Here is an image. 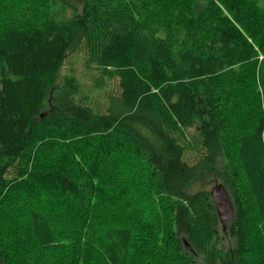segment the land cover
Listing matches in <instances>:
<instances>
[{
    "label": "trees",
    "instance_id": "16d2710c",
    "mask_svg": "<svg viewBox=\"0 0 264 264\" xmlns=\"http://www.w3.org/2000/svg\"><path fill=\"white\" fill-rule=\"evenodd\" d=\"M0 264H264V0H0Z\"/></svg>",
    "mask_w": 264,
    "mask_h": 264
},
{
    "label": "water",
    "instance_id": "95a60500",
    "mask_svg": "<svg viewBox=\"0 0 264 264\" xmlns=\"http://www.w3.org/2000/svg\"><path fill=\"white\" fill-rule=\"evenodd\" d=\"M210 195L215 202L219 222L223 228V231H225L234 216L226 189L222 184L217 185L213 188Z\"/></svg>",
    "mask_w": 264,
    "mask_h": 264
},
{
    "label": "rangeland",
    "instance_id": "374dc122",
    "mask_svg": "<svg viewBox=\"0 0 264 264\" xmlns=\"http://www.w3.org/2000/svg\"><path fill=\"white\" fill-rule=\"evenodd\" d=\"M259 59H262V56H260ZM75 67L78 70H80V73L82 75V80L85 81L84 83H85L86 86H89V85L91 86L92 85L91 82H90L91 80L93 81V86L92 87H94L97 84L96 83L97 79L100 78L99 74H97L95 72H91V73H87L86 74V72L83 70V68L82 67L80 68V63L78 64V61H77V63H75ZM109 88H111V84L108 85L107 89L109 90ZM191 157H192V155H189L188 159H190Z\"/></svg>",
    "mask_w": 264,
    "mask_h": 264
},
{
    "label": "bare ground",
    "instance_id": "6f19581e",
    "mask_svg": "<svg viewBox=\"0 0 264 264\" xmlns=\"http://www.w3.org/2000/svg\"><path fill=\"white\" fill-rule=\"evenodd\" d=\"M217 185H220V184H217ZM217 185H215V186H213V187L211 188L210 194H211L213 188L216 187ZM227 195H228V194H227ZM228 198H229V195H228ZM212 200H213V198H212ZM213 201H214V200H213ZM229 201H230V198H229ZM214 203H215V202H214ZM230 204H231V201H230ZM215 207H216V205H215ZM231 207H232V210H233V212H234V209H233L232 204H231ZM216 212H217V211H216ZM233 218H234V216H233ZM232 220H233V219H232ZM231 222H232V221H231ZM231 222H230V223H231ZM230 223H229V224H230Z\"/></svg>",
    "mask_w": 264,
    "mask_h": 264
}]
</instances>
